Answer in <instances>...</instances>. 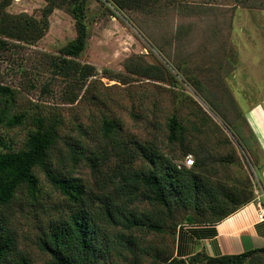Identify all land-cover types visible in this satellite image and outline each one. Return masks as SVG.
Here are the masks:
<instances>
[{
    "label": "rangeland",
    "instance_id": "obj_1",
    "mask_svg": "<svg viewBox=\"0 0 264 264\" xmlns=\"http://www.w3.org/2000/svg\"><path fill=\"white\" fill-rule=\"evenodd\" d=\"M155 1L146 10H123L109 0H66L50 14L49 28L37 42L0 36L7 42L6 49H0V83L17 90L15 110L27 113L22 125H0V139L18 150L34 129V112L56 114L62 119L63 138L54 151L53 166L66 169L72 161L62 150L65 141L79 134L75 124L83 122L89 137H96L89 140L94 143L101 139L97 128L103 118H115L123 122L122 134L128 139L158 145L173 162H182L188 149L202 153V169L213 181L241 186L250 177L255 192L259 151L246 110L264 98V0ZM46 5L47 0H12L5 10L41 19ZM75 8L82 10V17ZM79 20L86 24L88 37L74 59L92 65L95 74L70 87L71 78L55 73L50 63L77 37ZM172 115L186 127L183 144L168 138L166 123ZM135 166L152 164L140 158ZM37 173L42 198L36 203L18 193L9 226L18 251L27 253L30 264H53L36 238L67 204L45 173ZM77 175L92 183L87 166L80 165ZM138 205L143 208V203ZM193 211L180 208L176 219L185 223ZM140 240L156 251H174L169 232ZM117 260L130 264L120 257L100 264ZM153 261L145 256L142 263ZM256 264H264V258Z\"/></svg>",
    "mask_w": 264,
    "mask_h": 264
},
{
    "label": "trees",
    "instance_id": "obj_2",
    "mask_svg": "<svg viewBox=\"0 0 264 264\" xmlns=\"http://www.w3.org/2000/svg\"><path fill=\"white\" fill-rule=\"evenodd\" d=\"M11 1L0 0V36L29 44L43 37L49 28L50 14L66 3V0H47L42 18L37 19L25 13H8L5 9ZM109 2L123 10H146L156 1ZM78 11L82 17V10L74 9V13ZM87 37L86 24L79 20L77 37L50 63L55 73L71 78L70 87L76 80L85 81L95 74L92 65L74 59L85 49ZM6 43L0 39V49H6ZM16 100L17 90L0 83V125L13 127L27 120L26 111L15 110ZM32 119L34 129L18 150L0 139V264L31 263L27 253L18 251L17 237L9 223L18 193H26L36 203L42 198L38 169L67 204V210L51 218L48 228L36 238L38 248L50 255L53 264H100L102 259L110 257L143 264L145 256L153 257L151 264H256L264 258L262 247L222 256L201 251L184 259L175 256V247L169 254L166 249L156 251L154 246L143 245L140 240L152 233L166 236L169 232L175 241L178 227L184 224L176 219L180 208L194 210L193 215L187 214L185 223L223 220L255 198V185L250 177L241 186L213 181L202 169L206 159L194 151L195 159L192 149H188L183 159L193 154L194 164L179 167V161L173 162L158 145L125 137L123 122L110 117L103 118L97 128L101 139L94 143L89 140L96 137H89L84 123L75 124L79 134L74 140L65 141L62 150L72 165L56 169L53 156L63 138L62 119L43 110L34 112ZM166 125L169 140L183 144L186 127L178 117L172 115ZM140 158L152 166L136 168ZM80 165L88 167L92 183L77 175ZM138 203H143V208Z\"/></svg>",
    "mask_w": 264,
    "mask_h": 264
},
{
    "label": "crops",
    "instance_id": "obj_3",
    "mask_svg": "<svg viewBox=\"0 0 264 264\" xmlns=\"http://www.w3.org/2000/svg\"><path fill=\"white\" fill-rule=\"evenodd\" d=\"M246 112L259 151L254 164L255 182L264 189V98L249 105ZM262 247L264 221L258 219V205L254 198L219 222L181 224L176 232L175 256L187 259L201 251L222 256Z\"/></svg>",
    "mask_w": 264,
    "mask_h": 264
},
{
    "label": "built area",
    "instance_id": "obj_4",
    "mask_svg": "<svg viewBox=\"0 0 264 264\" xmlns=\"http://www.w3.org/2000/svg\"><path fill=\"white\" fill-rule=\"evenodd\" d=\"M193 164V154H187L182 162H178L179 167H191ZM255 200L258 205V219L264 221V189L260 186V184L255 189Z\"/></svg>",
    "mask_w": 264,
    "mask_h": 264
}]
</instances>
